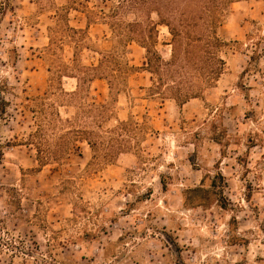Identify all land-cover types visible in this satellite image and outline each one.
Segmentation results:
<instances>
[{
    "label": "rangeland",
    "instance_id": "1",
    "mask_svg": "<svg viewBox=\"0 0 264 264\" xmlns=\"http://www.w3.org/2000/svg\"><path fill=\"white\" fill-rule=\"evenodd\" d=\"M118 2L0 0V264H264V0L232 4L220 30L226 70L202 97L181 107L150 95V73L127 76L108 125L133 118L144 129L114 163L87 168L92 150L81 144L43 166L27 143L39 95L68 104L64 117L109 99L104 79L77 106L56 89L50 67L79 73L101 57L84 41L142 66L145 48L118 35L144 13H114ZM85 13L96 21L88 33L66 28L68 14L84 29ZM63 85L74 91L77 80Z\"/></svg>",
    "mask_w": 264,
    "mask_h": 264
},
{
    "label": "trees",
    "instance_id": "2",
    "mask_svg": "<svg viewBox=\"0 0 264 264\" xmlns=\"http://www.w3.org/2000/svg\"><path fill=\"white\" fill-rule=\"evenodd\" d=\"M236 1L239 0H119L112 9L114 13L125 9L144 13L145 19L126 23L124 33L119 32L118 36L135 41L145 48V61L142 66L123 63L122 58L126 57V53L121 58L118 57L120 53L102 52L84 41L82 48L100 54L97 63L74 66L79 73L72 71L66 64L55 70L50 67L49 71H54L56 76L59 94L71 98L70 103L75 106L76 101L91 92L92 83L98 79L107 81L109 99L83 103L76 107L77 111L81 109L80 112L72 117H64L60 107L68 104L49 103L47 94L39 95L38 109H31L36 129L29 135L30 142L27 143L37 151L40 164L62 163L78 151L81 144H87L92 150V160L87 168L94 161L112 164L120 154L134 150L132 140L138 139L144 129L140 122L129 118L118 121L115 126L108 125L113 119L119 96L129 86V74L137 71L150 73V95H158L163 100L173 99L181 107L192 99L202 97L204 91L214 87L226 70L227 61L222 53L231 42L221 36L220 30ZM101 13L106 16L105 11ZM85 14L86 28L71 27L68 14L66 28L73 32L88 33L96 21L92 15ZM118 25L114 21L112 27ZM162 25L167 26L170 33V39L163 43L171 46L169 58H165L157 48L160 41L159 27ZM53 45L51 37L50 46ZM64 77L78 79L75 91H66ZM27 100L31 99L27 97Z\"/></svg>",
    "mask_w": 264,
    "mask_h": 264
},
{
    "label": "crops",
    "instance_id": "3",
    "mask_svg": "<svg viewBox=\"0 0 264 264\" xmlns=\"http://www.w3.org/2000/svg\"><path fill=\"white\" fill-rule=\"evenodd\" d=\"M85 28H86V27H85ZM69 78H72V79H76V80H77V85H76V88H75V90H76V89H77V86H78V79L75 78V77H69ZM98 80H99V79H98ZM95 81H97V80H95ZM95 81H94V82H95ZM94 82H93V83H94ZM93 83H92V84H93ZM63 86H64V85H63ZM64 88H65V87H64ZM75 90H74V91H75ZM66 91H67V90H66Z\"/></svg>",
    "mask_w": 264,
    "mask_h": 264
},
{
    "label": "bare ground",
    "instance_id": "4",
    "mask_svg": "<svg viewBox=\"0 0 264 264\" xmlns=\"http://www.w3.org/2000/svg\"><path fill=\"white\" fill-rule=\"evenodd\" d=\"M167 31H168V30H167ZM167 33H169V31H168Z\"/></svg>",
    "mask_w": 264,
    "mask_h": 264
}]
</instances>
